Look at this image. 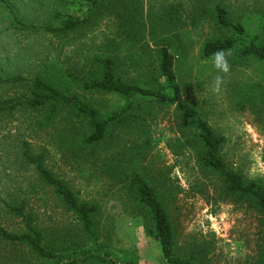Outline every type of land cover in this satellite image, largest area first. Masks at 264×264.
I'll return each mask as SVG.
<instances>
[{"label":"rangeland","instance_id":"obj_1","mask_svg":"<svg viewBox=\"0 0 264 264\" xmlns=\"http://www.w3.org/2000/svg\"><path fill=\"white\" fill-rule=\"evenodd\" d=\"M91 2L0 0V75L42 78L109 114L123 101L83 88L99 79L96 62L114 60L117 77L131 82L141 74L133 68L144 59L139 51L146 45L154 50L166 40L187 102L226 139L225 163L264 187V67L240 61L230 52L229 72L222 73L200 53L206 40L228 35L201 15L215 5L264 43V0H106L93 12L88 10ZM173 6L182 17L170 26L164 16ZM68 17L88 21L61 35L38 30L59 27ZM27 90L25 84L0 86V100L27 95ZM46 115L45 110L21 109L0 117V198L14 206L26 201L47 245L66 243L77 251L92 247L75 215L20 161L22 142L34 155L45 156V167L80 201L99 205L96 225L112 257L166 264L132 200L131 175L141 171L167 207L177 246L185 255L210 264H264V215L222 200L217 179L201 173L195 154L177 143L181 133L172 111L158 109L155 118L144 123L114 125L97 147L84 144L89 126L83 119L63 111L47 122ZM143 141L150 143L145 151L139 147ZM0 227L12 234L25 231L2 200ZM0 264L48 263L22 244L1 241Z\"/></svg>","mask_w":264,"mask_h":264},{"label":"trees","instance_id":"obj_2","mask_svg":"<svg viewBox=\"0 0 264 264\" xmlns=\"http://www.w3.org/2000/svg\"><path fill=\"white\" fill-rule=\"evenodd\" d=\"M105 1L92 0L88 10L93 12ZM170 9L164 18L166 17V21L172 26L179 21L182 14L179 13L178 6ZM201 15L208 16L217 30L228 33L224 37L210 38L202 44L200 53L204 61H211L210 58L215 52L224 50L234 52L240 61L252 60L264 67V43L259 42V37L251 35L242 24L231 20L225 8L215 5L203 10ZM87 21L85 18L68 17L59 27L38 30L45 34L61 35L76 30ZM139 52L144 59L139 60L133 68L140 69L141 74H138L136 79L142 78L143 82L136 83V79H132L131 82L123 81L116 75L114 60L106 58L96 62L100 69L99 79L86 82L83 86L87 92L113 95L121 99L123 106L115 112L102 114L77 95L70 94L42 78L30 81L22 76L10 77L4 74L0 75V86L25 84L28 94L0 100V117L10 116L21 109L45 110L46 121L50 122L59 113L68 111L76 118L83 119L89 126V133L83 137L84 144L88 147H97L109 137L110 129L114 125L133 123L136 120L144 123L147 119L155 118L158 109L172 111V116L177 121V129L181 133V142L177 143H181L185 149L195 154L196 164L201 173L217 179L222 200L246 205L250 210L264 215V187L255 180H247L225 163L222 149L226 139L223 135L216 134L198 110L184 97L170 44L165 40L154 50L146 45L143 51L141 49ZM137 114L140 116H136ZM141 145L140 150L145 151L150 143L143 141ZM18 156L25 166L32 167L38 180L52 191L63 207L75 215L86 242L91 243L92 247L77 251L75 248L71 250L66 243L47 245L36 227L34 215L26 210V201L14 206L1 198L8 212L21 222L25 231L21 234H12L0 227V242L22 244L28 248L30 254L48 264H137L133 260L112 257L106 243L101 242L96 225L95 217L99 213V205L80 201L63 180L45 167L43 154L34 155L29 144L22 142ZM130 187L132 200L139 207L140 216H143L145 232L157 242L166 264H210L208 260L205 262L202 258L185 255L177 246V237L169 211L141 171L131 175Z\"/></svg>","mask_w":264,"mask_h":264},{"label":"clouds","instance_id":"obj_3","mask_svg":"<svg viewBox=\"0 0 264 264\" xmlns=\"http://www.w3.org/2000/svg\"><path fill=\"white\" fill-rule=\"evenodd\" d=\"M231 55L230 52H225L224 50L217 51L210 58L211 62L216 70L222 73L229 72V63L227 60V56ZM221 83V78L217 76L216 78V90H219V84Z\"/></svg>","mask_w":264,"mask_h":264}]
</instances>
